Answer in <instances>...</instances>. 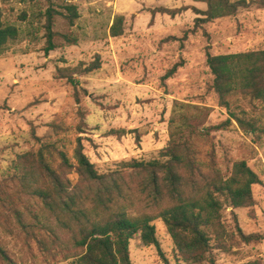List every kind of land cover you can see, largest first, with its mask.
I'll use <instances>...</instances> for the list:
<instances>
[{
    "label": "rangeland",
    "instance_id": "obj_1",
    "mask_svg": "<svg viewBox=\"0 0 264 264\" xmlns=\"http://www.w3.org/2000/svg\"><path fill=\"white\" fill-rule=\"evenodd\" d=\"M55 1L77 5L80 18L75 26L57 15L55 31L78 40L69 44L57 37V48L47 53L48 0H0L4 23L19 29V37L0 55V181L16 172L21 155L42 146L64 151L75 163L79 138L100 172L115 170L123 161L157 159L184 115L196 131L232 120V125L193 139L204 171H210L215 160L228 176L233 162L244 159L264 181V108L241 96L232 98L231 111L222 107L207 62L208 53L264 50V7L254 4L234 16L196 26L202 14L195 9L208 8L202 0ZM165 8L184 10L173 17L163 12ZM121 16L123 34L114 37L112 26ZM97 56L102 62L98 70L62 78L61 69L86 67ZM180 62L183 66L166 78ZM243 111L263 132L242 130L231 115ZM70 177L78 179L76 173ZM254 192L253 206L224 209L226 248L214 249L218 264H264V184L256 185ZM143 210L158 213L148 205ZM153 224L160 249L145 245L138 234L130 243L132 263L187 264L165 222L156 218ZM240 229L263 239L246 243ZM0 241L17 264L69 263L62 256H46L34 243L28 246L1 223Z\"/></svg>",
    "mask_w": 264,
    "mask_h": 264
},
{
    "label": "trees",
    "instance_id": "obj_2",
    "mask_svg": "<svg viewBox=\"0 0 264 264\" xmlns=\"http://www.w3.org/2000/svg\"><path fill=\"white\" fill-rule=\"evenodd\" d=\"M202 1L208 8L206 11L195 9L202 14L196 18V26L234 16L254 4L264 7V0ZM48 2L46 52L57 48V37L77 44V37L55 31L57 15L70 27L75 26L80 18L77 5ZM162 10L175 17L184 9ZM123 18L118 17L112 26L114 37L123 34ZM18 37L19 29L5 24L0 13V55ZM207 62L214 76L213 89L222 107L231 111L232 98L241 96L264 108V50L208 53ZM101 66V58L97 56L86 67L61 69L62 78L73 79L76 74L94 72ZM181 66L182 62L177 63L166 78L172 77ZM231 116L245 133L263 132L245 111L232 112ZM183 118L185 121L173 129L172 139L160 151L159 158L123 161L121 167L108 172H100L91 162L81 138L75 149V163L64 151L56 148L52 151L48 146H42L38 152L24 153L16 172L0 181V223L28 246L34 243L46 256H62L68 264H133L130 243L136 235H141L145 245L160 249L153 221L161 218L182 261L218 264L214 249L226 248L224 209L253 206L256 203L254 187L263 185L264 181L244 159L233 162L228 176L215 160L209 165L210 171H204L193 139L196 135L209 134L212 129L232 125V120L196 131L190 117ZM73 173L78 175L76 182L70 177ZM144 205L157 208L158 213L148 214L143 210ZM239 234L246 243L263 239L262 235H247L241 229ZM0 260L17 264L1 241Z\"/></svg>",
    "mask_w": 264,
    "mask_h": 264
}]
</instances>
